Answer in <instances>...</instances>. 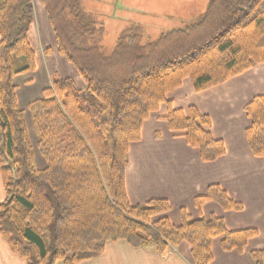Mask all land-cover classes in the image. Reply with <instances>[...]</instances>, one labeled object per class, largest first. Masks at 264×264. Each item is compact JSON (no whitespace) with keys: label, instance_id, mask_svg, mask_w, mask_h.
Instances as JSON below:
<instances>
[{"label":"trees","instance_id":"trees-1","mask_svg":"<svg viewBox=\"0 0 264 264\" xmlns=\"http://www.w3.org/2000/svg\"><path fill=\"white\" fill-rule=\"evenodd\" d=\"M40 1L55 52L77 71L85 91L70 78L60 79L29 104L37 134L33 145L15 84L18 75L36 68L28 38L33 7L31 0H0V176L5 194L0 237L10 252L25 264H81L100 257L108 243L153 248L159 254L187 244L193 264H211L215 239L225 253L242 252L255 230L229 231L220 218L191 220L185 211L181 225L173 226L166 200L129 203L125 170L129 145L140 140L143 123L163 104L168 131L197 150L203 163L224 156V144L212 137L208 117L193 106L174 109L168 96L184 80L201 93L264 63V0H210L196 23L144 47L135 44V37L122 36L107 55L94 46L79 51L64 34L70 30L76 39L93 35L79 0ZM68 15L76 17L69 20ZM16 57L25 59L24 68L15 69ZM243 111L250 122L248 149L262 158L264 95ZM35 146L43 168L36 167ZM207 203L225 212L243 210L217 185L194 199L198 210ZM250 256L252 264H264V250Z\"/></svg>","mask_w":264,"mask_h":264},{"label":"crops","instance_id":"crops-1","mask_svg":"<svg viewBox=\"0 0 264 264\" xmlns=\"http://www.w3.org/2000/svg\"><path fill=\"white\" fill-rule=\"evenodd\" d=\"M32 3L34 16L28 38L36 54V68L33 73L15 78L18 105L25 111L27 105L39 99L49 87L50 74L58 67L72 74L74 79H70L81 81L67 60L55 52L53 33L41 1L32 0ZM47 49L51 51L46 54ZM17 64L21 67L18 69L25 67L18 61ZM260 95H264V63L201 93H195L189 81H183L181 87L168 96L174 109L194 106L208 117L212 137L221 140L225 148L224 156L212 163H203L197 150L168 131L163 119L168 112L165 104L143 123L140 141L129 146L125 190L131 205L166 200L171 207L167 219L173 226L181 225L180 211L184 209L191 220L220 218L229 231L253 229L257 232L240 253H225L219 239L213 240L211 264H252L250 252L264 250V157L255 158L248 149L245 130L250 122L243 111L248 102ZM212 185L219 186L231 199L241 203L243 210L225 212L215 203L196 209L194 199ZM2 200L0 177V202ZM191 261L186 244L161 257L152 249H133L118 242L107 244L99 258L81 264H192ZM0 264H25L10 252L1 237Z\"/></svg>","mask_w":264,"mask_h":264},{"label":"rangeland","instance_id":"rangeland-1","mask_svg":"<svg viewBox=\"0 0 264 264\" xmlns=\"http://www.w3.org/2000/svg\"><path fill=\"white\" fill-rule=\"evenodd\" d=\"M79 2L81 7L80 13L84 16L83 20L86 19L92 24L93 35L90 37H83V39H76V35L72 34L73 32L71 33L70 30H66L64 34H66L67 39L70 40V44L79 51L88 50L94 46L99 49L100 52L107 55L117 46V43L122 36L129 39H133V37H135V44L139 47H144L156 41L165 33L184 29L186 26L196 23L206 10L210 0H79ZM68 16L69 20H74L76 17L75 15ZM126 32L128 35L125 34ZM17 61L18 63H23V65L26 66L24 58L16 57L13 60V65L16 70L21 68L20 65L17 64ZM75 72L77 73L76 70ZM50 75L52 81L50 82L49 87L52 86L51 84L53 81L60 80L61 78L69 77L74 79L72 74L60 67H58ZM73 81L75 85H79V90H84L82 80L79 81V79H75ZM87 95L89 96L88 93ZM42 96L43 94L40 98H42ZM29 104L27 105L26 111H23L25 112V115L27 114L25 117L27 130L33 145H35L34 143L36 141L37 134L28 113ZM34 154L36 167L43 168L44 162L41 159L36 146L34 147ZM4 200L5 194L3 189V200L0 204L3 203ZM181 211H184V209ZM131 248L139 249L134 247ZM177 248L169 247L163 254L157 253L153 248L143 249H152L162 257L168 252H175ZM191 262L193 264V261Z\"/></svg>","mask_w":264,"mask_h":264}]
</instances>
